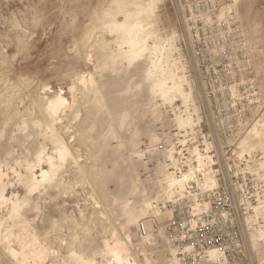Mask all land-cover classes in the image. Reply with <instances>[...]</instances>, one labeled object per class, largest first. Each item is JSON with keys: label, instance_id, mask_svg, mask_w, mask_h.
Here are the masks:
<instances>
[{"label": "rangeland", "instance_id": "rangeland-1", "mask_svg": "<svg viewBox=\"0 0 264 264\" xmlns=\"http://www.w3.org/2000/svg\"><path fill=\"white\" fill-rule=\"evenodd\" d=\"M147 2L149 0H0V156L10 160L9 167L4 168L8 197L25 194L19 172L25 173L26 162L34 161L43 147L48 153L55 150L52 140L42 132L50 123L44 108L48 99L62 90L72 105L62 125L66 127L65 131L75 130L76 138L68 135L67 140L72 144L79 165L73 164L75 168L70 165L64 173V182L71 186L69 189L63 188L59 194L53 191L43 197L45 214L38 230L41 235L48 230L54 245L47 246L51 252L46 264H79L68 259L72 249L86 256L91 254L96 262L93 264H114L110 256L104 257L101 253L109 233L108 241L122 236L121 239L128 242L139 264L145 261V257H149L153 264H162L158 246L163 245L164 239V246H170L166 234L164 239L159 234L147 239L146 235H138L136 229L143 217L154 214L156 207L148 213L138 214V223L134 226L127 222V214L139 205L143 192L149 190L147 193L155 200V190L161 191L167 185L165 176L169 171L179 175L192 164H197L195 154L205 147L203 141L205 144L211 141L199 137L206 121V116L204 119L201 116L202 111L206 112L201 98L202 87L195 72L184 22L174 0H155L156 7L144 16V24L151 47L172 45L170 53L174 61L171 62L179 70V75H184V87L190 91L191 97L186 99L176 95L173 100H165L160 90H154L153 78L146 75L155 61L154 55L148 54L146 59L131 65L121 60V53L125 50L123 39L111 24ZM225 10H232L237 17L259 94L256 118L244 135L239 139H214L210 144V150L216 151L221 159L222 169L226 171L230 166L235 171L243 170L236 161L239 156L253 150L264 152V0H228ZM98 51L110 52L118 62L102 65ZM161 70L156 69L158 77L165 74ZM92 74L105 88L101 93L90 91L87 95L78 77L85 75L89 78ZM127 86L134 87L135 92L124 91ZM111 94L131 101L124 124L115 114L108 126L101 122L89 127L91 112L101 111L103 100ZM78 113L80 117L76 120ZM188 118H191L189 128L181 127L179 121ZM256 123H260L258 137L253 130ZM113 126L116 131L110 133L107 141L105 133ZM227 146H230L229 150ZM223 154L231 156L226 160L227 165ZM21 159L26 160L23 166ZM42 166L49 168L46 162ZM13 167L18 171L14 172ZM35 171L40 174L41 166ZM168 199H156L154 205L161 207ZM30 215L34 217V213ZM168 217L165 215L162 226ZM258 230L252 231V236ZM131 232L134 234L132 242L127 239ZM97 236L101 240L103 237L100 236L105 238L99 241ZM262 242L264 246V240ZM94 244L96 252L100 250V253L95 254ZM257 245L251 252L257 262L264 264V247L254 244ZM3 247L0 246V264H13ZM168 257L171 258L169 252Z\"/></svg>", "mask_w": 264, "mask_h": 264}, {"label": "built area", "instance_id": "built-area-1", "mask_svg": "<svg viewBox=\"0 0 264 264\" xmlns=\"http://www.w3.org/2000/svg\"><path fill=\"white\" fill-rule=\"evenodd\" d=\"M174 1L202 87L206 121L199 137L211 141H203L204 164H195L184 189L161 204L171 214L165 234L179 264H260L249 238L264 228V152L239 156L243 170L227 166L224 171L218 153L210 150L214 139L241 138L256 118L259 94L247 43L235 13L225 10L228 0ZM223 157L227 165L231 156ZM148 223L153 230L161 224L156 216L143 217L142 236L149 234Z\"/></svg>", "mask_w": 264, "mask_h": 264}, {"label": "bare ground", "instance_id": "bare-ground-1", "mask_svg": "<svg viewBox=\"0 0 264 264\" xmlns=\"http://www.w3.org/2000/svg\"><path fill=\"white\" fill-rule=\"evenodd\" d=\"M155 4H156L155 0H149V2H147L146 4L138 5L139 8L137 10H135L134 12H131L129 14H126L124 16V18H122L120 20L118 18L112 22V24H111L112 29L118 30L120 32V36H122V39H123V46L125 47L124 53L123 54L121 53V57H122L121 60H126L129 63V65H131V64H134L135 62H138L141 59L142 60L146 59L148 54L154 55L153 58L155 59V61H154L155 64L153 63L151 68H149L148 72L146 73L148 78H153V80H154V86L152 85L154 90L155 91L160 90V92L162 93V96L165 100H173L172 98L175 97L176 95H181V96H183L185 98L187 97L189 99L188 96L191 97V95H190V91H187L186 88L184 87V84H185L184 83V81H185L184 75H179V73H178L179 70L177 68H174L175 64L171 62L173 60V59H171L172 56L170 53L172 45L164 44L163 47L160 48V47H158V45H154L151 47L148 44V39H149L150 35H149V33H146L147 29H146V25L144 24V16L146 14H150L151 12L154 11V9L156 7ZM110 54L111 53L107 52V51L99 52L100 62L102 65H104V66L107 64L114 65L113 63L118 62V59H115L114 57L112 58V55L110 56ZM116 64H118V63H116ZM158 68L162 69L161 70L162 73L165 72V74H163L164 75L163 77H160V76L158 77L157 72H156V69H158ZM176 70H178V71H176ZM160 75H161V73H160ZM78 82L82 85V87H83V89L87 95L90 93V91H93L95 94H97L98 92L102 91V89L105 88L102 86V84H100L102 86V88L100 87L99 83L96 81L93 74L89 78H87L85 75L78 77ZM103 85L106 86V84H103ZM133 86H135V85H133ZM74 88H75V85L72 87V89H74ZM133 89H134V87L127 86L123 90L124 91H131L133 93V91H134ZM120 93H122V92H120ZM102 94H103V92H102ZM123 94H125V93H123ZM117 97H119V96H117V95L112 96V94H111L108 98L107 97H105V99L103 98L104 99L103 100L104 103H103V107H102L103 109L101 111H97L96 113L91 112V115L89 116V118H91V120L88 121L89 127L92 128L95 125L96 126L98 124L100 125L101 122H103V125L108 126V124H111V121H113V118L116 115L120 116V119H121L120 123L124 124V122L128 116L127 110L129 108V104L131 101H128V98H122V96L119 99ZM95 104H97V103H95ZM44 108H45V113L47 115V119L49 120L50 123L47 124V128L43 129L42 132L46 138H49L52 140V142L54 143L55 150L53 153H48V151L46 152V149H44L45 147H43V149L40 150V152L36 155L34 161L32 160V162H26L25 173L19 172L20 183H22L26 189V192L23 196L16 194L14 196L8 197L6 195L5 191H6V186L8 183L6 184L5 180H4V176L7 174V172H5V170H4V168L9 167L10 163L8 162L9 159L1 158V156H0V158H1L0 159V246L5 247L6 254L11 258L10 260H12L13 264H46L45 260H46L47 256L49 255V253L51 252V250L49 249L50 248L49 246H50V244L52 245L53 242L51 243L52 239L50 238V234H49L48 230L45 231L44 235L42 234L43 236L41 235L40 230H38L40 223L43 222V217L45 214L44 210H43L44 203H45V201L43 200V197L46 194H49L53 191L57 192V194H59V193H62L61 191H63L62 190L63 188L69 189L71 186L69 185V183L64 182V173L66 172L67 167L69 168L70 165L71 166L73 164L79 165V159H78V157H76L75 153L73 152L72 144L69 143L67 140L68 135H70L73 138H76V135L74 134L75 130H69L68 129L65 131L66 127H64L62 125L63 120H64V116H67V113L72 108V105H70V102L68 101V99L63 95V91L61 90L53 98L48 99ZM79 117H80V113L77 114L75 119L77 120V118H79ZM188 119L189 120L184 121V119H182L181 121H179L180 126L181 127H188V125H190L191 118H188ZM259 124L260 123H256V125L254 126V129H253L254 132L256 133L257 137L259 136L258 135L259 131L257 130L258 129L257 127ZM145 125H147V124H145ZM262 125H264V123ZM86 126H87V124H86ZM109 129L110 130L105 133V139L106 140L111 136L110 133H114V131H116L115 126L110 127ZM256 136L254 135V137H256ZM87 137L88 136H84V138H87ZM83 140H85V139H83ZM10 143H12V142H10ZM5 147L7 148V146H5ZM23 147H24V145H23ZM155 147H156V145H155ZM34 150H36V149H34ZM22 152L24 153L23 150H22ZM201 152H197L195 154V155H197L196 161L198 162L195 165V167L201 166L204 164V160L206 159V157L203 155L204 152L203 153H201ZM29 155H31V154L29 153ZM34 156H35V154H34ZM211 156L212 155H209V158H211ZM207 157H208V155H207ZM16 158H18V157H16ZM31 159H33V158H31ZM24 161H26V160H24ZM24 161L22 160V166H23ZM45 162L49 165V168H45L42 166ZM17 166H19V165H17ZM37 166H41V173L40 174H37V172L35 171ZM193 166L194 165L192 164V166H190L186 170V172H181V174H179V175L175 174L172 170H171V172L170 171L168 172L167 176H165L166 175L165 174L164 176L167 177V181H166L167 185L166 186L164 185L162 187L161 191H159L158 189L155 190L154 189L155 187L153 188L157 192V197L155 198V200L152 199L151 196L147 193V191H149V190H147L146 192H143V196L141 197L142 199L138 203L139 205L136 206V208H133V209L131 208L127 214V217H128L127 222L129 223V225H131V226L136 225L138 223V221H137L138 220V214L140 215V214L148 213V211H150L152 208H155V207L156 208H155L154 214H151V215L156 216L157 219L159 220V222L163 223L165 215H166V217H168L171 214L167 210H163V209H161V207H158V205H154V204L157 203L156 201L161 197L171 198V197H173L174 193H176L180 190L182 191L184 189V185L186 184V182L192 178V173L194 172ZM72 167H74V166H72ZM74 168H73V171H74ZM161 168H163V167H161ZM158 170H159V168H158ZM13 171L17 172L18 170L13 167ZM157 182H159V181H157ZM151 186H152V184H151ZM155 186H156V184H155ZM139 189L140 188L137 189V192L140 191ZM125 190L126 189H124V191ZM141 194H142V192H141ZM96 204H98V203H96ZM32 213H34V217H31L30 214H32ZM104 216H106V213ZM148 225H149V223H148ZM107 226H109V224ZM107 226H106V228H107ZM84 227H85V225H84ZM103 227H105V226H103ZM149 227H150V231H149V234L146 235L147 239L153 237L154 234L162 235L161 237L163 239L165 238L164 226L159 224V227L155 230H153V227L151 225H149ZM136 229L138 230V224H137ZM112 230H114V229H112ZM137 230H136V232H137ZM100 231H102V230H100ZM106 232H109V231H106ZM106 232H104V233H106ZM252 233L253 232L250 233L249 246H251V244H252L253 246H251V247L257 248L258 245L254 246V244H260L262 246H259V248L264 247L263 242H262V240H264V230L259 229L256 234L254 233L255 235L253 234V236H252ZM109 234H108V237H109ZM139 234L140 233H138V235ZM100 235H102V232L100 233ZM133 235H134L133 232L127 234V239H129V241H131V242L133 241V238H134ZM76 236L79 237L78 235H76ZM104 236H100V237H103L102 240H104V238L106 237V236L105 237ZM89 237H87V238L89 239ZM108 237H106V240H104V242H103L104 243V249L102 250V252L99 250L102 253V256H104V257L110 256L113 259L114 264H139V262L135 258V256L133 257V254L131 251V246H128L127 245L128 242L126 243L124 240L121 239V238H123L122 236H121V238L116 237V239L114 241H112V240L108 241L107 240ZM96 238L98 239V236ZM76 240H75V242H76ZM98 240L100 241L101 239L99 238ZM73 241L74 240H72V243H73ZM82 241H84V240H82ZM94 241H96V239H94ZM164 241H165V239H164ZM164 241H163V245L158 246L159 248L156 247L159 250L158 255H159V259L161 260L162 264H179L176 256L174 255V253L172 251V248L170 246H164V243H166ZM81 244H82V242H81ZM79 245L80 244H78V246ZM14 246H21V248L19 250L18 248L16 249ZM52 246H54V245H52ZM68 246H71V245H68ZM72 246H73V244H72ZM80 246H82V245H80ZM93 247L95 248V244L93 245ZM97 247H99V246H97ZM144 247H146V246H144ZM263 250L259 251V252H263ZM99 251L97 250V252H96V248H95L94 252L96 254V253H100ZM168 252L171 253V258L168 257ZM84 254L76 251V249H72L68 259L71 258V260H74V263L76 261L79 264L80 263L81 264H93L95 262V258L92 257L91 254H90V256H86ZM67 257L68 256H66V258ZM99 257L101 258V256H99ZM67 262H68V260H67ZM67 264H70V263H67ZM142 264H153V263L149 257H145V261Z\"/></svg>", "mask_w": 264, "mask_h": 264}]
</instances>
